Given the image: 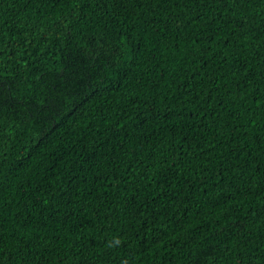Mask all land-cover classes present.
<instances>
[{
	"label": "trees",
	"instance_id": "obj_1",
	"mask_svg": "<svg viewBox=\"0 0 264 264\" xmlns=\"http://www.w3.org/2000/svg\"><path fill=\"white\" fill-rule=\"evenodd\" d=\"M0 264H264V0H0Z\"/></svg>",
	"mask_w": 264,
	"mask_h": 264
},
{
	"label": "clouds",
	"instance_id": "obj_2",
	"mask_svg": "<svg viewBox=\"0 0 264 264\" xmlns=\"http://www.w3.org/2000/svg\"><path fill=\"white\" fill-rule=\"evenodd\" d=\"M119 243H120L119 238H116V239H114L113 241H110V245H111V246H116V245L119 244Z\"/></svg>",
	"mask_w": 264,
	"mask_h": 264
}]
</instances>
